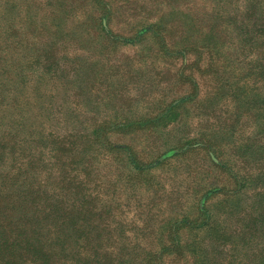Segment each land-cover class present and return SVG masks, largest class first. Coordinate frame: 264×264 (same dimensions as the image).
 Here are the masks:
<instances>
[{"label":"rangeland","instance_id":"374dc122","mask_svg":"<svg viewBox=\"0 0 264 264\" xmlns=\"http://www.w3.org/2000/svg\"><path fill=\"white\" fill-rule=\"evenodd\" d=\"M199 2L205 0H0V23L9 33L14 21L18 34L30 33L16 46L58 42L70 55L80 49L82 59L99 48V75L90 99L81 95L82 107L94 106L87 113L93 124L112 128L94 146L84 182L95 203L108 207L106 231L113 240L122 235L123 251H133L130 241L159 252L176 225L197 252L190 264H264V72L242 48L252 36L231 27L226 33L228 22L208 26L230 14L195 21ZM72 85L78 83L12 85L0 98V131L11 125L45 138V125H59L62 134L75 117L51 122L47 110L36 115L33 106L38 97L44 106L54 100L76 107L80 89ZM25 90L28 104L16 97ZM51 90L58 92L53 98L43 94ZM24 103L20 120L15 107ZM133 156L147 168L137 169Z\"/></svg>","mask_w":264,"mask_h":264},{"label":"trees","instance_id":"16d2710c","mask_svg":"<svg viewBox=\"0 0 264 264\" xmlns=\"http://www.w3.org/2000/svg\"><path fill=\"white\" fill-rule=\"evenodd\" d=\"M197 10L200 15L195 20L197 23L205 15L211 19V15L230 14L223 19L215 18L208 26L219 28L222 22H228L226 33L231 27L241 35L252 36V43L242 48L246 47L254 60H258L257 65L264 72V0H205L197 3ZM10 29L11 33L0 23V98L7 97L14 84L19 88L30 84L34 88L40 81L56 84L75 80L78 85L72 87H79L80 93L74 94L76 107L55 104L54 100L44 106L36 97L33 106L36 115L43 116L47 110L51 122L60 123L59 118L77 119L75 125L64 124L62 134L59 125L56 129H47L45 125L41 130L45 138L23 136L11 125L0 131V264H190L197 252L187 246L181 236L182 228L176 225H171L159 252L150 248L151 252L146 253L137 242L130 241L133 251H123L119 244L122 235L117 232V240H113L110 231H106L108 207L95 203L94 192L84 182L92 174L96 161L94 146H101L112 128L109 121L93 124L87 113L94 114V106L82 107L81 95L87 94L90 99L89 88L99 75L94 58L101 55L97 52L99 48L93 46L94 53L82 59L80 49L70 55L72 52H65L58 42L42 43L35 48L30 43L20 47L16 46L17 39L21 36L28 39L30 33L18 34L20 29L15 21ZM249 54L247 61L251 60ZM21 55L24 61L18 62ZM211 60L213 63L214 58ZM19 93L16 97L24 98L28 104L30 92ZM57 93L51 90L43 94L53 98ZM43 94L39 96L45 97ZM25 103L15 107L20 120L26 116ZM0 121L4 120L0 118ZM20 125L19 122L15 127L19 129ZM129 161L139 170L147 168L135 156ZM101 216H106L104 222L99 221ZM144 239L150 238L144 236Z\"/></svg>","mask_w":264,"mask_h":264}]
</instances>
